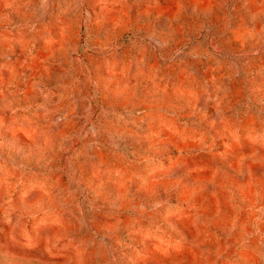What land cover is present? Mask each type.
Listing matches in <instances>:
<instances>
[{
	"label": "rangeland",
	"instance_id": "1",
	"mask_svg": "<svg viewBox=\"0 0 264 264\" xmlns=\"http://www.w3.org/2000/svg\"><path fill=\"white\" fill-rule=\"evenodd\" d=\"M0 264H264V0H0Z\"/></svg>",
	"mask_w": 264,
	"mask_h": 264
}]
</instances>
